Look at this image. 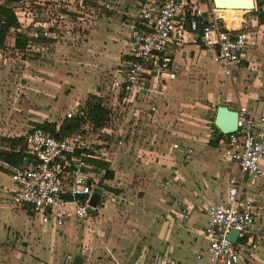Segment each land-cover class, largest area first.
Here are the masks:
<instances>
[{
    "label": "crops",
    "instance_id": "crops-1",
    "mask_svg": "<svg viewBox=\"0 0 264 264\" xmlns=\"http://www.w3.org/2000/svg\"><path fill=\"white\" fill-rule=\"evenodd\" d=\"M148 1L120 0L121 13L106 12L103 18L91 16L90 24L85 26L91 25V30L84 46L92 48L84 57L97 61V68L92 65L90 68L88 64L81 67V54L80 58H72L74 67L66 66L67 70L70 67L76 72L78 69L86 71L84 76L93 70L102 75L110 71L114 78L120 59L127 56L133 16ZM200 9L221 28L246 33L248 45L242 61L233 67L232 76H228L219 62L218 52L205 50L196 34H188L181 43L170 46L172 75L165 74L158 82L145 84L149 91L140 98L145 111L140 115L125 111L117 122V134L105 136L97 158L88 160L95 168L92 173L96 178H101L103 172L105 183L98 192L102 195L98 208L83 225L68 221L64 227L57 228L43 224L30 212H13L12 169L24 166L28 156L20 166H15L0 155V264H210L206 258L197 261L208 244L203 235L207 224L205 208L225 197L229 178L238 177L239 168L222 159L218 143L211 144L218 138L214 122L212 133L201 131L203 142L179 130L183 125L170 117L175 106L173 95L185 89L176 88L180 87V75L190 76L194 65H203L204 71L211 73L214 87L209 88L217 103L214 121L219 106L232 110L247 106L256 112L264 109V6L259 4L254 11H235L227 15L225 10H217L213 1L201 0ZM11 33L5 46L12 39ZM15 38L16 35L12 39L14 44ZM53 44L57 49L62 48L57 41ZM40 69L41 75L47 73L46 66ZM25 75L32 77L29 73ZM99 78L97 76L93 88L77 85L70 88L68 94L65 88H48L47 85L61 86L45 81L41 89L51 90L60 97L58 101L45 97L44 101L50 102L48 107L53 109L65 104L69 111L81 106L90 95L101 97L106 103L111 88H103ZM18 83L12 82L8 71L0 69V88H6L5 92H0V110L7 113L12 110L5 93L7 95V88L27 87L23 81ZM170 85L173 87L169 88ZM150 106L157 109L154 115L146 112ZM14 123L15 120H11L7 124ZM1 132L0 153L11 151L4 140L18 139L25 134L14 136ZM7 132L14 133L11 128H7ZM231 164L235 165L236 172ZM262 167L264 170V163ZM262 181L250 188L257 202V221L264 242V204H259V197L264 201V179ZM63 198L70 200L68 196ZM72 211V204L55 210L64 216ZM240 264H264V243L254 256L243 259Z\"/></svg>",
    "mask_w": 264,
    "mask_h": 264
},
{
    "label": "built area",
    "instance_id": "built-area-1",
    "mask_svg": "<svg viewBox=\"0 0 264 264\" xmlns=\"http://www.w3.org/2000/svg\"><path fill=\"white\" fill-rule=\"evenodd\" d=\"M254 2L256 7L264 6V0ZM200 5L201 0H150L133 16L127 56L116 69L109 100L104 103L111 115L102 129L86 125L79 133L65 138L36 127L24 134L28 157L25 165L13 168L11 174L13 212H30L43 224L57 228L68 221L77 226L87 221L95 210L89 204L90 196L105 183L103 172L102 176L95 172L101 176L96 178L92 173L95 168L88 160L97 158L105 136L117 134V122L125 111L135 115L145 111L140 102L149 91L145 84L156 83L165 74L172 75L170 46L181 43L188 34H196L205 50H216L224 73L232 76L233 67L246 53L247 35L221 28ZM35 6L37 12L11 6L20 27L10 31L27 39L56 40L65 29L75 26V18L86 21L101 12L121 13L120 0H37ZM23 12L34 20L25 22ZM3 25L0 20V29ZM3 53L0 49V59ZM78 109L69 111L64 118L77 117ZM236 111L238 132L222 134L217 143L222 159L236 164L239 176L229 178L227 193L220 202L205 208L207 224L203 235L208 244L197 256L198 262L206 258L210 264H240L262 246L258 206L250 187L264 179V109L256 112L240 106ZM146 112L154 115L157 109L150 106ZM68 204L73 206L69 216L55 212ZM232 231L238 233L235 242L230 239Z\"/></svg>",
    "mask_w": 264,
    "mask_h": 264
},
{
    "label": "rangeland",
    "instance_id": "rangeland-1",
    "mask_svg": "<svg viewBox=\"0 0 264 264\" xmlns=\"http://www.w3.org/2000/svg\"><path fill=\"white\" fill-rule=\"evenodd\" d=\"M36 1L37 0H25L23 2H10V5L21 8L28 7L29 10L37 12L38 10H36L37 7L35 6ZM0 2L4 3L3 0H0ZM234 13L235 11L226 14L230 15ZM104 15L105 13L101 12L96 16L103 18ZM23 16L25 17V22H31L34 20L33 17L28 16L27 13L23 12ZM89 19L81 21L80 18H75V21L77 22L75 26L65 29L58 39H52L62 46V48L58 49L53 43L44 44L41 40L33 39L30 43V48L25 52H20L13 47L14 43L12 39H14L16 34L14 35V33H11L10 38L12 37V39H9L8 47L3 49L4 53L3 58L0 59V69L5 72L8 71V77H11L13 83L16 84L17 81L19 82L18 84H22L23 81L27 87L24 89L19 85L14 88H7V95L5 93V96H8L9 102L12 104V110H8V113L0 110V132L2 131V134H13L14 136L20 134L22 136L24 133H27L32 130V128H35L44 122L55 121L56 123H61L63 121L64 116L69 113L70 109L65 104L54 109L48 107L51 103L46 100L44 101L45 97L58 101L60 96L58 93L53 94L51 90L47 91V93L41 89V85L45 81L55 82L57 86H61L49 87L47 85L48 88H65L64 92L68 94L70 88H75V86L77 88V85L81 88H93L97 76H100L99 82L102 87L111 88L110 85L113 81V75L110 71H108V74L105 75L104 73V75H102L100 73H95L93 70L89 72V75L84 76L86 71L83 72L78 69L79 72H76L74 69L70 68L71 66L74 67V65H72V58H80L81 54L83 55V59L81 58L80 60V62H83L81 63V67H85V64H88V67L90 68L92 66L97 68L95 65L98 64L97 61L84 57L85 55L90 54L88 50L92 48L84 46V42L88 41V39H86L88 31L91 30V25L89 28L85 27L86 23L88 25L90 24ZM79 47L80 49L78 50ZM124 59V57L120 59L119 66L120 63H123ZM45 66L47 67V73L41 75L40 68ZM66 66H70L68 70ZM215 67L218 68L217 65ZM204 69L203 65L199 67L194 65L190 76H187V74L180 75V87L176 88L185 89L183 90V93L178 92L177 95H173L175 98L173 101L175 106L172 112L173 114L170 116L176 123L190 128L187 129L181 126V129L179 130H184L188 135L197 137L200 142H203V139H201L203 133L201 131L212 133L211 129L213 128L212 126L217 106L215 97L213 96L214 92L209 89L214 88L212 85L213 82L211 81V73L209 71H204ZM28 73L29 75H32L31 78L25 75ZM70 76L75 80L70 79ZM172 87V85L169 86V88ZM26 88L30 89L26 91ZM5 89L6 88H0V92H5ZM181 93L182 95H180ZM177 106H179V108ZM1 107L2 106H0V108ZM28 118L31 119L29 123L27 122ZM11 120H15V123L12 125L7 124ZM7 128H11L14 133H8ZM17 128L19 130H17ZM221 164L226 166V168L228 167V165H225L224 163ZM231 167L232 170L236 172L235 165L231 164ZM260 182L263 181L260 180ZM114 190L117 191L118 189ZM116 194L119 195L118 193ZM109 197L113 198L111 195H108V198ZM259 198V204H264L263 197ZM262 243L264 242L262 241Z\"/></svg>",
    "mask_w": 264,
    "mask_h": 264
},
{
    "label": "trees",
    "instance_id": "trees-1",
    "mask_svg": "<svg viewBox=\"0 0 264 264\" xmlns=\"http://www.w3.org/2000/svg\"><path fill=\"white\" fill-rule=\"evenodd\" d=\"M0 20L4 21V25L0 29V49H5L6 38L10 30H17L20 27L17 18L12 12L10 2L8 1H4L3 4H0ZM32 40L33 39H27L22 34L17 33L14 49L25 52ZM41 42L44 44H52L55 40H41ZM110 115L111 111L104 106V100L101 97L90 95L87 100L79 106L77 117L71 119L63 118V121L59 125L56 122H44L39 124L36 128L65 138L79 133L86 125L91 126L95 130L102 129L108 122ZM215 130L219 138L222 134L216 128ZM218 138H216V141ZM4 141L9 144L11 151L0 153V155L13 165L20 166L27 156V146L24 138L6 139ZM216 141L211 142V144L217 145ZM108 176L112 178L110 172H108Z\"/></svg>",
    "mask_w": 264,
    "mask_h": 264
},
{
    "label": "water",
    "instance_id": "water-1",
    "mask_svg": "<svg viewBox=\"0 0 264 264\" xmlns=\"http://www.w3.org/2000/svg\"><path fill=\"white\" fill-rule=\"evenodd\" d=\"M8 2H21L24 0H4ZM217 10H234V11H254L256 5L254 0H212ZM215 127L223 135L234 134L238 132V112L227 106H219L216 111L214 121ZM102 200V195L94 192L90 196L89 204L92 208L97 209ZM238 233L232 231L230 239L235 242Z\"/></svg>",
    "mask_w": 264,
    "mask_h": 264
},
{
    "label": "bare ground",
    "instance_id": "bare-ground-1",
    "mask_svg": "<svg viewBox=\"0 0 264 264\" xmlns=\"http://www.w3.org/2000/svg\"><path fill=\"white\" fill-rule=\"evenodd\" d=\"M225 12H226V13H233L234 10H229V9H228V10H225ZM238 12H239V11H238Z\"/></svg>",
    "mask_w": 264,
    "mask_h": 264
}]
</instances>
